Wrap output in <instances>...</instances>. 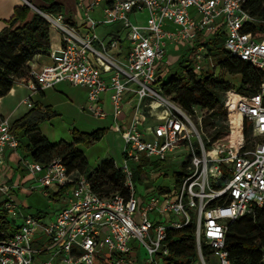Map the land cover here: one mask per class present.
I'll return each mask as SVG.
<instances>
[{
    "label": "built area",
    "instance_id": "1",
    "mask_svg": "<svg viewBox=\"0 0 264 264\" xmlns=\"http://www.w3.org/2000/svg\"><path fill=\"white\" fill-rule=\"evenodd\" d=\"M244 1L93 0L87 6L80 2L85 32L63 13L52 14L26 1L59 31L61 44L50 50L51 63L30 62L25 103L35 107L32 95L62 82L85 86L87 110L102 119L111 115L124 141L125 157L118 166L130 194L101 196L84 174L68 171L60 158L42 163L25 156L13 122L0 112V216L5 213L10 224L0 228V264H174L168 259L172 251L168 230L194 221V209L199 255L204 261L202 247L207 245L220 264H230L229 224L264 207V80L258 93L237 100L227 94V119L237 127L216 120L204 127L206 118L213 117L197 109L189 112L169 99L160 78L167 74L170 45L189 53L196 73L213 70L207 41L219 28L231 54L264 71V20L254 18ZM95 6H102L99 20L90 17ZM253 21L261 22L263 29L247 32L246 25ZM115 22H121L126 33L118 30L102 37L96 31ZM133 95L131 115L123 121ZM245 123L254 143L246 142ZM220 129L223 132L214 137ZM180 149L187 154L180 190L175 195L150 194L146 201L138 198L129 161L138 163L143 157L152 161ZM10 156L18 159L31 180L25 176L26 180L8 182ZM28 182L49 198L62 193V204L51 216L28 212L17 201L16 191ZM261 249L264 262V245Z\"/></svg>",
    "mask_w": 264,
    "mask_h": 264
},
{
    "label": "trees",
    "instance_id": "2",
    "mask_svg": "<svg viewBox=\"0 0 264 264\" xmlns=\"http://www.w3.org/2000/svg\"><path fill=\"white\" fill-rule=\"evenodd\" d=\"M29 1L35 4L33 0ZM43 1L45 4L38 6L39 9L52 14H64L65 8L60 1ZM243 4L254 18L264 20V0H245ZM32 11L29 4L17 5L13 15L0 31V98L11 93L16 82L29 77L30 62L37 54L50 52L51 24L36 11H33L30 17ZM260 29H263V24L259 21L249 22L245 28L247 32L253 33ZM224 43L225 33L219 28L207 41L208 50L217 60L216 67L240 75L238 87L224 77L215 75L212 70L196 73L193 61L188 57L189 53L183 52L176 63L182 73L166 71V77L160 78L165 95L189 112L197 109L199 113L215 119L220 116L227 118L228 115L221 103L220 94H230L234 100H237L238 96L258 93L264 80V71L249 61L231 54ZM53 114L57 112L50 106L42 108L36 104L13 121L12 131L19 140V148L23 154L42 163L60 158L68 171L84 174L95 193L101 196L120 193L128 197L130 193L125 185V174L115 160L105 158L95 170L91 171L85 153L80 147L101 140L106 128H99L91 133L74 128L72 141L62 139L59 142H52L43 134L39 125L42 120ZM207 119L210 118L207 117L206 122ZM223 130H218L214 137H218ZM249 134V125L245 123L244 135ZM151 164L158 166L160 163L143 157L138 163L132 161L129 164L132 172L131 180L135 188L136 184L151 187L153 177L146 169ZM182 174L177 173L176 181L179 186ZM160 190L162 191L163 187H160ZM61 194L58 193L57 196ZM4 214L0 216V228L8 229L10 224ZM0 237H3L1 233ZM167 240L172 248L168 259L174 264H190L198 259L194 221L182 228L169 229ZM263 245L264 207L258 208L254 214L240 216L229 224L226 248L229 251L230 264H264L261 249ZM202 251L206 258L213 253L207 245H203Z\"/></svg>",
    "mask_w": 264,
    "mask_h": 264
},
{
    "label": "rangeland",
    "instance_id": "3",
    "mask_svg": "<svg viewBox=\"0 0 264 264\" xmlns=\"http://www.w3.org/2000/svg\"><path fill=\"white\" fill-rule=\"evenodd\" d=\"M64 2V8L68 13H77L80 22L84 21L83 11H77L76 2L78 0H61ZM84 4L89 5L90 0H83ZM33 2L39 6L41 1L33 0ZM38 2V3H37ZM75 3V6H73ZM42 4V3H41ZM102 6H95L94 10L90 13V17L94 19H101V10ZM76 9V10H75ZM144 18L145 13L140 15ZM123 31V25L121 22L115 23H104L98 27L97 32L100 35H104L109 31ZM84 31V30H83ZM169 60L165 64L164 69L170 71V73L182 71L177 66V61L179 59L175 58L178 55L183 54V49H170L168 50ZM213 62L216 65V59L213 57ZM215 75H219L225 78V80L233 83L235 86H239L240 75L228 73L220 69V67H215L212 70ZM18 87V86H17ZM87 89L82 85H73L68 82H62L57 84L55 87L45 89V94H35L32 95V99L35 104L39 105L42 108L50 106L52 110L56 111L57 114H53L50 117L45 118L40 122V129L44 135H46L52 142H59L64 139L67 141H72L73 139V129L77 128L80 131L91 133L99 128H106V133L101 140L92 143L91 145H80L82 150L85 153V157L89 163V170H95L100 162L106 157H112L118 159V164H122L124 157L121 151V144L123 140L118 136L119 134L115 131L114 126L111 124L112 117L107 119H101L94 116L90 111L87 110ZM30 95V91L26 88H19L16 90V87L11 91L10 95L6 98L5 103L10 107V109L17 108L18 112L13 118L21 117L26 111L30 108L24 104L23 100ZM221 103L223 108L229 101L227 93L220 94ZM107 110L111 111L110 107H107ZM228 112V111H227ZM228 116V115H227ZM222 123L224 126H228L231 123L232 127L235 126L234 122H229V120L224 117H216L215 119H207L205 125H209L211 121ZM197 122V119H195ZM152 124L158 123L157 120L151 121ZM240 127V126H239ZM210 129V126H208ZM250 132V129H249ZM246 142H255V139L249 134L245 136ZM187 154L185 149H180L169 153L163 158H158L152 161L160 163L158 166L155 164L150 165V170L147 171L151 173L153 179L151 180V187L147 188L145 185L136 184V196L142 198L143 200H148L150 194H159L161 196L175 195L179 190L180 186L176 181L177 173L184 172L183 162ZM112 157V159H114ZM8 163L5 171L8 177V182L13 181L10 177H21L22 180L25 176L30 179V174L26 175V171L23 169L19 161L14 162L12 159ZM132 161H129L131 164ZM117 164V165H118ZM31 180V179H30ZM29 180V181H30ZM27 182V181H26ZM33 182H28L21 190L16 191V199L19 203L24 205L25 210L31 213L36 214L37 211H41L47 214V217L51 216L62 204L61 197L49 198L43 195L42 191L38 187H33ZM160 187H163V190H160ZM198 214V210L194 209L192 211L193 220L195 221ZM22 219L19 218L17 223L21 224ZM190 264H220L216 256L209 255L207 258L204 256V261L199 255L197 260H194Z\"/></svg>",
    "mask_w": 264,
    "mask_h": 264
},
{
    "label": "crops",
    "instance_id": "4",
    "mask_svg": "<svg viewBox=\"0 0 264 264\" xmlns=\"http://www.w3.org/2000/svg\"><path fill=\"white\" fill-rule=\"evenodd\" d=\"M26 1H28V2H30L29 0H0V31L3 29V27L6 25V23H7V20L13 15V13H14V8L17 6V5H21V4H24V3H26V4H28ZM36 1H41V3L39 4V6L40 5H44L45 4V2L43 1V0H36ZM58 1H60L61 3H63V5H64V2L63 1H61V0H58ZM93 0H90L89 1V4L92 2ZM37 2V3H38ZM80 2H83L84 3V1L83 0H78L77 2H76V5H77V11L79 10V12H80V10H81V12L83 11V9H82V7H81V5H80ZM31 3V2H30ZM31 4H33V3H31ZM34 6H36V7H38V5H36V4H33ZM31 6V5H30ZM73 6H75V3H74V5ZM32 7V6H31ZM32 9H33V11H35V9L32 7ZM76 10V9H75ZM33 11L31 12V14H30V17H31V15H33ZM100 12H101V17H103V14H102V10H100ZM64 16H65V19L67 20V21H70L71 23H73V24H75L79 29H80V31H82V32H85L86 31V25H85V23H84V21H82V23L80 22V18H79V16H78V14L77 13H74V14H70V13H68V12H66V10L64 11ZM100 27V26H99ZM97 29H98V27H97ZM84 30V31H83ZM97 31V30H96ZM117 31H109L108 33H106V34H104V35H100V36H102V37H108V36H110V35H112V34H114V33H116ZM60 44H61V34L59 33V31H57L56 29H54V28H51V43H50V45H51V48H50V50L51 49H57L59 46H60ZM170 49H173V50H176V49H178V50H180V49H182L179 45H170V47H169ZM181 55H178V56H176L175 58H178V57H180ZM167 60H169L170 61V59H169V54L167 55ZM32 62L35 64V65H37V66H41V65H43V64H49V63H51L52 62V60H51V58L49 57V53L48 54H46V53H40V54H37L33 59H32ZM16 85H18V87H16ZM14 87H16V90H18L19 88H26V89H28L29 90V88L27 87V84H26V81H25V79H22V80H20V81H18V82H16L15 83V85H14ZM30 91V90H29ZM38 94H45V92L44 91H41V92H39ZM10 95V93L8 94V95H6V96H4V97H2V98H0V112L1 113H3V114H5V115H7V116H9L10 117V119H11V121L13 122L14 120H16L17 118H13V116H16V113L18 112V109L17 108H14V109H10V107L8 106V105H6V103H5V100H6V98L8 97ZM105 96V98H106V100H107V107H110V105H109V102H108V100H109V95L108 94H105L104 95ZM26 99V98H25ZM25 99L23 100V102H24V104H26L25 103ZM135 100H136V96L135 95H133V96H131L130 97V99H129V102H128V104H127V110H126V113L125 114H123L122 115V119H123V121H127L128 119H129V116L131 115V110H132V108H133V106H134V104H135ZM27 105V104H26ZM29 111V110H28ZM28 111H26V112H28ZM25 112V113H26ZM24 113V114H25ZM23 114V115H24ZM108 117H112L111 115L110 116H108ZM107 117V118H108ZM107 118H104V119H107ZM102 119V118H101ZM111 124L113 125V117H112V120H111ZM39 128H40V126H39ZM41 130V129H40ZM119 137H120V135H118ZM121 138V137H120ZM122 139V138H121ZM123 140V139H122ZM123 148H124V141L122 142V144H121V151H122V154H123ZM82 149V148H81ZM113 158H114V156H112ZM112 157H106V158H112ZM12 159L14 160V162H17L18 161V159L16 158V157H14V156H10V158H9V160H8V162H11V164L13 163L12 162ZM114 160H115V162L118 164L119 162H118V159H116V158H114ZM13 178V180L14 179H16V177H12ZM27 178V177H26ZM26 178H25V180H26ZM18 181H22V178L21 177H19L18 176ZM22 183V182H21Z\"/></svg>",
    "mask_w": 264,
    "mask_h": 264
}]
</instances>
